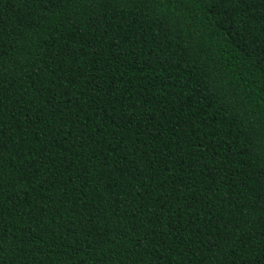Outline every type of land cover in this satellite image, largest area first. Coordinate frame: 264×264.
I'll use <instances>...</instances> for the list:
<instances>
[{
  "label": "trees",
  "instance_id": "1",
  "mask_svg": "<svg viewBox=\"0 0 264 264\" xmlns=\"http://www.w3.org/2000/svg\"><path fill=\"white\" fill-rule=\"evenodd\" d=\"M0 264H264V0H0Z\"/></svg>",
  "mask_w": 264,
  "mask_h": 264
}]
</instances>
